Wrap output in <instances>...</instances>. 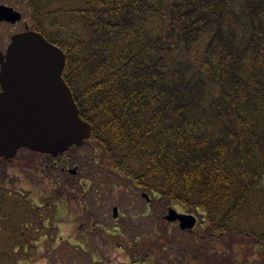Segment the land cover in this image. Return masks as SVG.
<instances>
[{"label":"trees","instance_id":"obj_1","mask_svg":"<svg viewBox=\"0 0 264 264\" xmlns=\"http://www.w3.org/2000/svg\"><path fill=\"white\" fill-rule=\"evenodd\" d=\"M2 2L63 51L92 125L83 146L107 158L103 169L203 213L186 264H237V248L264 264V0ZM48 157L21 150L16 161ZM8 165L0 160V264H28L42 224L28 203L29 222H15Z\"/></svg>","mask_w":264,"mask_h":264},{"label":"water","instance_id":"obj_2","mask_svg":"<svg viewBox=\"0 0 264 264\" xmlns=\"http://www.w3.org/2000/svg\"><path fill=\"white\" fill-rule=\"evenodd\" d=\"M20 19L19 12L0 5V21ZM0 66V159H12L21 149L56 157L89 139L91 125L80 118L62 79L65 55L59 48L26 31L11 38ZM165 219L189 229L196 222L172 209Z\"/></svg>","mask_w":264,"mask_h":264},{"label":"flooded vegetation","instance_id":"obj_3","mask_svg":"<svg viewBox=\"0 0 264 264\" xmlns=\"http://www.w3.org/2000/svg\"><path fill=\"white\" fill-rule=\"evenodd\" d=\"M16 25H18V30H15ZM27 30L29 29L26 25H24L22 29L21 26H19V23L12 24L6 21H0V54L4 55L6 53L11 38L14 35L21 34ZM62 74L65 83L71 89L74 96L76 85L68 83L69 75L66 69H64ZM18 157L19 152L13 160H9L10 167L16 169L18 166L17 164H21V161H16ZM102 159L107 158L88 154L59 155L56 157L49 156L46 160L47 164L44 165V170L57 172L55 174L56 180L61 178L62 185L58 188L54 187L53 191H49L50 193L47 192L49 193V196H47L44 201L40 200L41 204L39 206L30 204L28 199L22 197V190L17 187L19 179L16 176L11 177L9 175L8 182H15V222H29L23 221L24 216L21 208L22 203H28L27 205H29L31 211L34 210L36 216L34 218L35 221L31 220L30 222H41L42 224L40 230H38L33 237L35 246L33 252L35 254L34 258L36 259L30 262V264L37 262L41 257H52L56 246L53 241V236L50 234L53 232L54 222H64L67 220L60 218L61 207L66 209L71 199L74 201L77 198L78 202L79 200L81 202L84 201V197L81 193L84 192L85 189L82 188V192L80 193L81 186L78 187V183L75 180L77 174H81L85 171L87 172L86 177L89 181L94 179L95 183L99 184L98 180H101V171L106 167V164L102 163ZM11 164L13 165L11 166ZM28 164L29 162L26 165ZM59 184H61V182H59ZM56 189H59V193L62 192V198L59 197V193H57ZM106 190L92 189L94 200L100 201L102 191L106 194L108 191ZM137 192L138 191H136V193ZM139 196L145 201L146 208L145 212L142 214V218L149 217L154 222H141L138 226H133L134 224L128 225L127 230H125L128 234H123L124 236H122L121 233L122 227L104 225L106 228H103V230L107 234L106 240L108 241L104 242L105 248L104 252L100 251L101 254L105 253L104 255L108 256L110 252L109 247H111L109 245L111 243L112 246L115 245L116 249L121 250L122 253L125 254L126 260L133 259L134 257L132 261L134 264H186L192 254L190 252L193 244L192 241H194L192 238H196L203 222H196L192 229L181 227L180 222H165V200L154 194H146L144 196L141 191L139 192ZM83 208L85 212L83 213V217L79 218L78 222H84L85 224H88V222H103L96 220L87 207ZM156 212H158L159 215ZM113 219L117 220V218ZM132 226L133 228H131ZM151 226L153 227L151 230L152 234H150L148 229ZM99 227L102 228V225ZM139 235L141 238H137ZM169 247L172 251L168 250ZM71 248L69 249L71 250ZM72 252L75 257H80L81 255L80 253H77L78 251L76 249H73ZM84 252L85 251L82 253L85 254ZM68 253L69 251H67L66 254L68 255ZM4 254V250H1V260L4 259Z\"/></svg>","mask_w":264,"mask_h":264},{"label":"rangeland","instance_id":"obj_4","mask_svg":"<svg viewBox=\"0 0 264 264\" xmlns=\"http://www.w3.org/2000/svg\"><path fill=\"white\" fill-rule=\"evenodd\" d=\"M2 1L3 0H0V4L9 5ZM14 8L17 10L19 9L15 6ZM24 25H28V19L22 15L19 26L23 29ZM17 26L18 25L15 26V30L19 29ZM72 79L75 80V78ZM80 150L84 154L92 155L88 152L90 150L89 146H83ZM45 164H47L46 161L39 162L38 166L35 164L32 165L31 162H29L28 165L21 163L17 164L18 166L16 169L9 165L7 166L8 175L11 177L16 176L19 179L17 187L21 188L22 197L28 199L30 204L35 206H39L41 204L40 200L44 201V199L49 196V191H53L54 187L58 188L62 185L61 178L56 180L55 174L57 172L44 170ZM12 165L13 164H11V166ZM86 173L85 171L81 174L78 173L75 178L78 187L81 186L80 193L82 192V188L85 189V191L81 193L84 197V201L81 202L79 200L78 202L77 198L74 201L71 199L67 208L61 207L60 210V218L67 220L64 222H54L53 232L50 233L53 236L54 244H56L52 257H41L33 264H134L132 263L134 257L133 259L126 260L125 254L122 253L121 250L116 249L115 245L112 246L111 243L109 245L111 247H109L110 252L108 256L104 255L105 253L101 254V252H104V242L108 241L106 240L107 234L103 230V228H106L104 225L122 227L121 233L122 236H124L123 234H128L125 232L128 225L134 224L133 226H138L141 222H154L149 217L142 218V214L145 212L146 208L145 201L139 196L140 191L136 193V189L132 188V185L118 181L116 177L109 175L105 170L101 171V180H98L99 184H96L94 179L89 181L86 177ZM59 182H61V184H59ZM13 183L15 185V182ZM7 188L10 187L7 186ZM92 189H107L108 191L106 190V194L102 191L100 201H95ZM56 191L59 193V189H56ZM62 196V192H60L59 197L62 198ZM83 207H87L96 220L103 222H88V224L78 222L79 218H82L85 212ZM113 207H117L119 211L117 220L112 218ZM168 208H172L180 214H188L187 211L179 208L175 204L165 202L166 213ZM156 213L159 215L158 212ZM191 215L196 217L198 222H200L204 216L200 211L199 213L192 212ZM100 225H102V228L99 227ZM133 226L131 228H133ZM152 228V226L148 228L150 234H152ZM137 238H141L140 235ZM192 239L195 241L194 245H197L198 242L196 238L193 237ZM2 243L1 240V245H3ZM214 246H216L218 253H220V261L224 262L228 259V255L224 253V248L220 246L219 242L214 244ZM71 247L76 249L78 251L77 253H80L82 256L75 257ZM69 248H71V250ZM168 250L172 251L170 247ZM67 251H69V257L66 254ZM83 251H85V254L82 253ZM222 255L227 258L223 260ZM245 255L246 253L242 249H235V262H237V264H246ZM261 255L253 253L249 256V264H255L258 257Z\"/></svg>","mask_w":264,"mask_h":264}]
</instances>
